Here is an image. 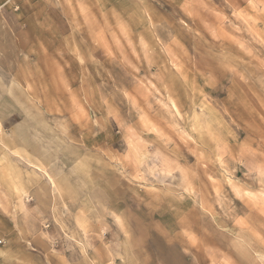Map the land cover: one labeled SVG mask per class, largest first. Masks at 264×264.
I'll return each instance as SVG.
<instances>
[{
	"label": "rangeland",
	"instance_id": "374dc122",
	"mask_svg": "<svg viewBox=\"0 0 264 264\" xmlns=\"http://www.w3.org/2000/svg\"><path fill=\"white\" fill-rule=\"evenodd\" d=\"M0 264H264V0H0Z\"/></svg>",
	"mask_w": 264,
	"mask_h": 264
},
{
	"label": "crops",
	"instance_id": "0c3cea01",
	"mask_svg": "<svg viewBox=\"0 0 264 264\" xmlns=\"http://www.w3.org/2000/svg\"><path fill=\"white\" fill-rule=\"evenodd\" d=\"M83 257V256H82ZM81 259V257L78 259V260H80ZM83 259H85L84 257H83ZM86 259H87V256H86ZM88 260V259H87Z\"/></svg>",
	"mask_w": 264,
	"mask_h": 264
}]
</instances>
